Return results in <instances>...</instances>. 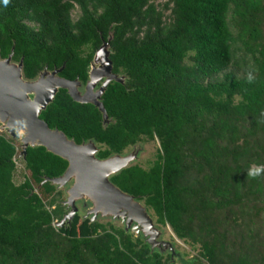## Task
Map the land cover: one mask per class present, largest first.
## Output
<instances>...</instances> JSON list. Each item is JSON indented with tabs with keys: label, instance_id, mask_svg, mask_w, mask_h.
<instances>
[{
	"label": "trees",
	"instance_id": "obj_1",
	"mask_svg": "<svg viewBox=\"0 0 264 264\" xmlns=\"http://www.w3.org/2000/svg\"><path fill=\"white\" fill-rule=\"evenodd\" d=\"M104 41L124 77L101 95L107 122L61 88L39 118L100 159L157 140L147 168L110 181L198 245L183 264H264V175H246L264 165V0H0V58H22L24 79L63 67L84 85ZM67 165L43 146L23 158L0 132V264H173V247L164 256L130 229L78 213L55 225L69 208L46 179Z\"/></svg>",
	"mask_w": 264,
	"mask_h": 264
},
{
	"label": "water",
	"instance_id": "obj_2",
	"mask_svg": "<svg viewBox=\"0 0 264 264\" xmlns=\"http://www.w3.org/2000/svg\"><path fill=\"white\" fill-rule=\"evenodd\" d=\"M108 55V41H104L94 53L83 91L80 90L82 84L78 79L69 80L59 76L63 67L50 71L44 69L37 78L28 80L22 75V58L19 62H13L12 53L7 58H0V132L5 131L11 137L19 138L23 158L28 146H43L48 152L68 162L63 174L46 179L57 188L71 182L66 190L67 198L63 202L69 210L55 225L70 222L77 211L76 201L87 199L92 203L88 210L92 221L98 214L118 217L124 221L125 230L130 229L136 235L142 233L151 247L167 246L171 249L170 243L158 240L159 231L154 227L145 206L109 179L129 165L135 157L134 153L114 154L100 159L96 157L98 148L92 141L75 143L62 131L49 128L39 118L41 111L61 88L67 90L75 102L93 104L102 113L103 122H107L101 95L110 81L123 82L124 79L112 72ZM45 78L55 81V85L50 87L51 84H46ZM114 159H121V162L116 166L109 165L108 162ZM132 210L137 211L141 219L131 218Z\"/></svg>",
	"mask_w": 264,
	"mask_h": 264
},
{
	"label": "rangeland",
	"instance_id": "obj_3",
	"mask_svg": "<svg viewBox=\"0 0 264 264\" xmlns=\"http://www.w3.org/2000/svg\"><path fill=\"white\" fill-rule=\"evenodd\" d=\"M154 1L156 4L163 2V0H154ZM77 13L78 12L76 10L73 11L72 13L73 18L77 16ZM168 13L169 11L165 12V14H168ZM99 84L100 82L96 85V88L99 86ZM83 89H84V86L82 85L80 87V90L83 91ZM18 141H19V138H18ZM157 148H158L157 140H144L140 143H137L133 147H130L129 149L125 151V154L134 153L135 157L130 161L129 165L138 164L144 168H147L149 164L154 160ZM16 162L17 164H16V169L14 172L13 180L16 184H18L23 180L25 175H28V171L25 170L21 159H17ZM70 184L71 182H68L64 184L63 186L59 187V190H61L63 193L62 200L64 201L67 198L66 190L68 189ZM139 202L143 205L142 200ZM91 206H92V203L88 201L87 199H79L78 201H76V207H77L76 213L80 215L79 220H82L85 217H89V216L91 217V214L88 213V210L90 209ZM148 214L153 222L154 227H156L159 231L158 240L170 243L173 249L177 251V255L174 257H171L173 264H183L180 259L189 260L198 253V250H199L198 245L193 246L187 242H184L183 240L178 239L174 235V233L172 232V230L170 229L168 225H163V224L156 222V215H154V213L151 210L148 212ZM95 220H98L99 222H102L104 224L110 223L116 227L125 228L124 221H122L118 217L102 216L98 214ZM132 233L136 236L134 232ZM156 248L159 249L164 256H166L169 252V249L167 246L161 249L159 247H156Z\"/></svg>",
	"mask_w": 264,
	"mask_h": 264
},
{
	"label": "bare ground",
	"instance_id": "obj_4",
	"mask_svg": "<svg viewBox=\"0 0 264 264\" xmlns=\"http://www.w3.org/2000/svg\"><path fill=\"white\" fill-rule=\"evenodd\" d=\"M44 80L46 81V84H51L50 87L55 85V81L52 82V79H50V78H45ZM120 160L121 159H114V160L109 161L108 163L111 166H116V165H118L121 162ZM125 204H127L128 207H131V204H128L127 202ZM130 217L134 218V219H141L140 215L138 214V212L137 211H133V210L130 212Z\"/></svg>",
	"mask_w": 264,
	"mask_h": 264
},
{
	"label": "clouds",
	"instance_id": "obj_5",
	"mask_svg": "<svg viewBox=\"0 0 264 264\" xmlns=\"http://www.w3.org/2000/svg\"><path fill=\"white\" fill-rule=\"evenodd\" d=\"M4 3L6 4L7 3V0H4ZM246 175L249 177V178H257V177H260L261 175H264V165H254V166H251L247 172H246Z\"/></svg>",
	"mask_w": 264,
	"mask_h": 264
},
{
	"label": "flooded vegetation",
	"instance_id": "obj_6",
	"mask_svg": "<svg viewBox=\"0 0 264 264\" xmlns=\"http://www.w3.org/2000/svg\"><path fill=\"white\" fill-rule=\"evenodd\" d=\"M84 86V85H83Z\"/></svg>",
	"mask_w": 264,
	"mask_h": 264
}]
</instances>
